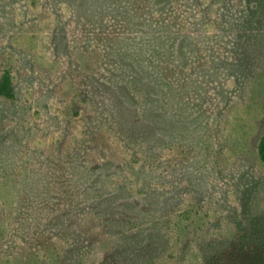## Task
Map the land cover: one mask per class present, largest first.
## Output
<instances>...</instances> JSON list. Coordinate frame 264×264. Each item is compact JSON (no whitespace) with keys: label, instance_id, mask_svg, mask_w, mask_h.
<instances>
[{"label":"rangeland","instance_id":"1","mask_svg":"<svg viewBox=\"0 0 264 264\" xmlns=\"http://www.w3.org/2000/svg\"><path fill=\"white\" fill-rule=\"evenodd\" d=\"M0 264H264V0H0Z\"/></svg>","mask_w":264,"mask_h":264},{"label":"trees","instance_id":"2","mask_svg":"<svg viewBox=\"0 0 264 264\" xmlns=\"http://www.w3.org/2000/svg\"><path fill=\"white\" fill-rule=\"evenodd\" d=\"M0 94L8 99H13V91L10 83L8 72H4L0 79ZM257 153L260 161L264 164V133L259 139ZM208 264H244L243 259L239 254V249L233 248L227 253L219 254L213 257V260ZM245 264H255L247 261Z\"/></svg>","mask_w":264,"mask_h":264}]
</instances>
